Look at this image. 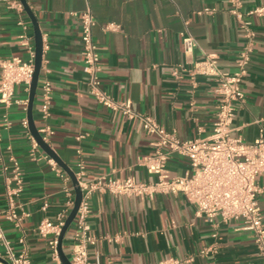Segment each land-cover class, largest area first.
Returning <instances> with one entry per match:
<instances>
[{
	"label": "crops",
	"instance_id": "0c3cea01",
	"mask_svg": "<svg viewBox=\"0 0 264 264\" xmlns=\"http://www.w3.org/2000/svg\"><path fill=\"white\" fill-rule=\"evenodd\" d=\"M25 1L37 20L43 42L32 121L37 130L44 124L39 112V85L47 79L51 100L45 123L52 133L46 144L68 169L76 172L77 163L82 161L85 178H155L139 163L153 151L151 141L155 135L145 133L137 118L98 104L88 93L78 18L86 7L96 21L93 35L101 87L116 100H129L133 112L150 115L180 139L211 134L219 100L214 91L216 82L197 74L196 85L192 86L189 69L203 52L215 53L222 71L231 73L236 69L244 39L229 12L228 0ZM260 5L264 0H241L239 10L246 13ZM205 8L214 11L203 12ZM248 19L255 32L254 49L242 81L244 102L236 109L230 132L244 142H252L264 133V14L249 15ZM183 20H187V28L196 40L190 53L184 51L180 35L185 28ZM19 21L26 24L34 44L26 11L17 12L0 0V59L27 57L18 41L22 32ZM108 22L119 24L120 29L104 30ZM28 95L25 85L15 86V100H26ZM24 117L27 108L23 104H0V230L15 252L26 249L32 264H63L59 257L56 260L52 256L49 236H39L37 225L43 218L53 220L65 208L64 188L69 187L74 198V185L57 163L68 180L58 176L45 158L50 155L40 146L34 156L30 155L27 132L32 133L21 124ZM10 154L19 161L23 175V189L16 204L18 213L24 211L26 215L18 224L4 214V181L10 174ZM166 169L170 176L191 173L187 159L176 153L170 155ZM256 182L264 223V173L256 177ZM88 202L89 234L95 238L87 248L91 264H153L168 257L180 259L182 264H263L252 234L241 228L240 219L223 222L216 217L214 224L208 223L195 217L194 206L181 193H158L149 198L94 192ZM75 229L74 218L61 242L69 261ZM206 247L210 250L201 253ZM4 256L0 240V264H5Z\"/></svg>",
	"mask_w": 264,
	"mask_h": 264
},
{
	"label": "built area",
	"instance_id": "2783aa9c",
	"mask_svg": "<svg viewBox=\"0 0 264 264\" xmlns=\"http://www.w3.org/2000/svg\"><path fill=\"white\" fill-rule=\"evenodd\" d=\"M5 2L9 8L17 12L23 11L20 0H5ZM228 3L229 12L236 19L242 31L244 43L236 58V69L231 73L222 71L218 67L217 56L213 52H203L202 58L194 62L189 69L192 86L196 85L195 75L209 76L216 82L214 91L219 97L211 134L207 137L193 139H180L176 133L167 131L150 115L133 112L129 100H116L101 87L98 75L99 55L93 35L95 17L89 7L78 14L81 27L83 71L87 75L88 93L98 104L112 111H119L128 118H137L145 133L155 135V139L151 141L153 151L139 159L144 169L155 178L151 181L136 180L133 176L119 178L102 175L85 178L83 162L77 163L74 175L82 197L74 217L76 229L71 249V264H91L87 258V248L95 242V238L89 234L87 219L90 213L88 200L94 192L149 198L158 193H181L194 206L195 217L203 218L208 223L214 224L216 217L223 222L240 219L241 228L252 234L254 244L264 264V223L257 201L260 189L256 182V177L264 173V133H260L252 142H244L240 137L230 134L236 109L244 102L242 81L248 71L254 49L255 32L248 16L264 14V5L243 13L239 10L241 0H228ZM213 11L214 9L210 8L203 9L206 13ZM18 23L22 27L18 41L25 49L27 57L12 56L0 59V104L8 107L13 102H17L23 104L26 109L28 99L15 100L14 89L16 85L23 84L29 90L34 72L35 48L31 42V36L26 32V24L22 21ZM183 23L185 28L180 35L184 51L190 53L196 46V40L187 28V20H183ZM103 29L118 31L120 25L108 22ZM172 73L176 75L177 70L174 69ZM39 93V112L44 124L37 131L41 140L47 143L52 133L50 126L45 123L51 100V84L47 79L41 81ZM21 124L28 130L27 117L21 120ZM27 133L31 142L30 155L34 156L39 149V144L29 132ZM172 153L187 159L191 168L190 174L169 175L166 163ZM8 158L10 174L5 177L4 181L6 198L4 214L7 220L18 224L26 215L24 211L18 213L16 204V198L23 189V175L19 161L11 154ZM45 158L63 181L68 180L67 174L61 171L54 158L48 155H45ZM64 190L67 196L65 208L60 210L53 220L43 218L37 225L39 236L44 238L49 236L48 244L56 260L59 257L58 236L68 211L74 203L70 188L66 187ZM45 206L43 205V210ZM212 237H216V233H212ZM0 240L5 247V264H32L26 249L15 252L1 230ZM209 250L210 247L203 248L201 253ZM182 262L180 259L168 257L153 264H182Z\"/></svg>",
	"mask_w": 264,
	"mask_h": 264
},
{
	"label": "water",
	"instance_id": "95a60500",
	"mask_svg": "<svg viewBox=\"0 0 264 264\" xmlns=\"http://www.w3.org/2000/svg\"><path fill=\"white\" fill-rule=\"evenodd\" d=\"M20 2L23 6V9L26 11V13L29 16V19L31 21L33 31H34L35 58H34V72H33V76H32L30 86H29L28 105H27L28 128H29L30 132L32 133V135L34 136V138L36 139V141L38 142L39 146L45 152H47L52 158H54V160L66 170V172L68 173V175L70 176V178L72 180V183L74 185V190H75L74 203H73L67 217L65 218L64 224L61 227V230H60V233L58 236V245H57L58 256H59V259L61 260V262L63 264H71V262L64 256V254L62 252L61 242H62V237H63L64 232L66 231L67 227L70 225V223L73 221V219L76 215L77 209H78L79 204L81 202L82 192L77 185V180L75 178L74 172L71 171L70 169H68V167H66V165H64V163H62V161H60V159L55 157V155L52 153V151L50 150L48 145L41 140V137H40L33 121H32V112H31L32 111V103H33V98H34V95L36 92L38 77H39L40 68H41L42 54H43V42H42V35H41L40 30H39L38 23H37L35 16L33 15L32 11L29 9L25 0H20Z\"/></svg>",
	"mask_w": 264,
	"mask_h": 264
}]
</instances>
